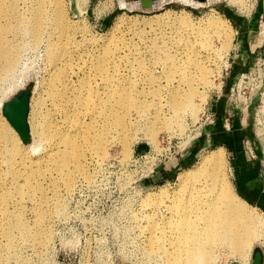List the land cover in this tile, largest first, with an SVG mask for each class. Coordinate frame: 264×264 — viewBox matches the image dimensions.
<instances>
[{"label":"rangeland","instance_id":"obj_1","mask_svg":"<svg viewBox=\"0 0 264 264\" xmlns=\"http://www.w3.org/2000/svg\"><path fill=\"white\" fill-rule=\"evenodd\" d=\"M195 1L199 4L197 7L187 5L183 0H170L163 7L146 12L121 6L119 0H5L9 16L5 21L2 19L1 26L5 25L6 28L11 25L16 31L9 36L8 45H19L21 52L16 57L11 72L0 69V102L10 94L15 93L12 97L31 87L41 129L43 126L48 133L60 128L71 133L79 127L77 138L81 142L93 131L92 120L97 118L92 115L96 100L82 105L79 102L82 98L89 99L88 91L94 96L98 93L99 99L105 96L107 86L101 77L96 76V72L107 66L109 73L117 77V82L123 80L120 91L128 92L132 101L134 99L135 102H140L141 109L131 105L119 107V116L125 118L120 126L119 143L108 147L105 159L87 155L84 172L74 165L63 169L52 165V169L44 167L34 175L30 180L33 186H25L30 176L25 173L26 168L20 165V158L17 157L15 163L9 166L8 154H0V191L9 193L7 188L15 181L17 189L24 186L21 193L18 190L9 193L11 197L18 196L20 204H8L6 207L12 214L8 221L2 223L3 230L16 226L22 220L21 223L30 232H40L44 238L40 245L35 238L23 237L19 229L15 228L10 243L0 233V263L168 264L171 261L172 264L173 258L170 260V256L164 255L171 249L167 241H170L168 235H172L169 224H165L173 219L177 206H183L187 201L184 200L187 196H183L187 194H184L186 191L183 192V188L176 186L179 176L194 168L202 156L220 147L224 149L227 179L239 194L235 186L236 162L233 161V151L230 146L225 147L213 141L211 136V130L217 125L211 106L223 90L227 70L237 52L240 15H250L257 3L256 0H239L241 3L238 0ZM11 5L16 6V9ZM38 7L52 17L62 13L64 21L61 25H56V28L47 24L44 37L37 44L24 30L30 12ZM212 16L225 23L221 37H209L217 54L209 46L205 31L199 36L192 26L175 23L177 20L170 21L171 18L180 21L186 17L193 26L202 25L206 30L209 29L207 22ZM259 32L260 27L257 30ZM50 38L54 43L52 52L48 50ZM217 50L222 51L219 53ZM159 57L168 60L169 66L173 64L178 69H191L189 73L194 71V74H198L195 75L197 80L201 73L196 72V64L201 62L209 70V83H196L193 86L195 92L190 98L197 114L186 110L178 120L183 125L182 128L178 125H173L170 130L167 128L168 107H164L167 106L168 97L170 98V90H177L169 89L168 86L177 82V73L169 74V67ZM2 64L0 60V66ZM64 82L68 88L61 91L65 86ZM185 86L189 90V86ZM187 88L181 90L186 93ZM60 92L65 101L72 102L70 108H66L65 102L57 101L55 95ZM178 95V99L188 96L181 93ZM173 101L174 98L172 104ZM98 103L99 107H103L99 100ZM187 106L190 107L188 104ZM136 112H143L146 118L137 121L140 115ZM0 113L3 119L1 108ZM128 115L131 121L128 120ZM125 124L129 125L128 129L122 131ZM70 133L66 135L71 136ZM259 135L261 141L251 139V145L257 154L253 160L260 164H256L257 167L264 170V136H261L260 131ZM123 139L130 142L127 155L123 152ZM39 144L40 148L33 154L35 159L45 157L52 148L45 141ZM244 146L248 155L247 145ZM190 150L192 155L187 165L173 179L160 184L150 182L157 168L186 155ZM67 176L72 178L71 190L66 186ZM162 190L168 195L160 196ZM148 194L155 200L145 204ZM174 202L176 208L172 206L175 205ZM59 204H63L62 212L59 211ZM168 206L173 207V211ZM156 207H159L158 211ZM247 208L257 219L264 220V208H258L253 203H248ZM39 211L44 214L42 222L36 217ZM164 226L168 228L164 229ZM259 228H262L259 230L264 234L263 227ZM160 232H163L162 236ZM164 235L166 240L162 239ZM155 237L165 240L158 241L160 246L163 245L162 248L156 244L157 241L155 244L152 242ZM166 245L170 246L168 250ZM158 248L161 252H158ZM229 252L222 248L214 250L216 258L212 264H254L256 254L264 253V236L261 234L253 244L248 260L231 256Z\"/></svg>","mask_w":264,"mask_h":264},{"label":"bare ground","instance_id":"obj_2","mask_svg":"<svg viewBox=\"0 0 264 264\" xmlns=\"http://www.w3.org/2000/svg\"><path fill=\"white\" fill-rule=\"evenodd\" d=\"M119 1H120L121 6H124L126 8H130V9L139 8L135 5H127L122 0H119ZM183 1L185 4L190 5V6L197 7L199 5L195 0H183ZM238 1L236 0V2ZM169 2L170 0H161L157 8L159 9ZM257 2L258 0H256V3ZM239 3L241 2L239 1ZM11 6L16 9V6L14 5H11ZM255 7H256V4H255ZM5 8H6L5 0H0V26H1L2 19L3 21H5L8 19V16H9ZM186 17L182 18L180 21L176 18H171L170 21L174 20L175 22L177 20V22L175 23H178V24L180 23L183 25L186 24V26L188 24L192 26L193 30L195 31V34L199 36H201V34H203V32L205 31L207 39H208L207 41L208 43H210L209 37H212L215 35L218 37L222 36L225 23L221 21V19L219 20L218 17L215 18V16H212V18L209 19V21L207 22L209 27L206 26L209 29H206V30L203 29V27H201L202 25L198 26V24L197 25L194 24L193 26L191 24L192 22L189 23V18H186ZM156 19H159V18L157 17ZM26 20H28V24L26 25L24 31L31 37V40L34 43L38 44L39 42L42 41L44 37V33H45L44 31L46 29V25L50 24L53 28H56V25L58 26L63 23L64 18H63L62 13H58L55 17H52L46 11H44L41 7L40 8L38 7L37 9L32 10L30 12ZM15 33L16 31L12 29L11 25H8L6 28H5V25L1 26L0 60H2L3 66H0V69L2 71L11 72L13 70L16 57H18L21 52V50L18 47L19 45H16V44H14L13 46L8 45L9 36ZM260 33L264 34V22L262 23L260 27ZM222 45L223 47L226 46L224 45V43ZM53 46H54L53 40L50 38V40L48 41V50L52 52L54 49ZM209 46L214 49L211 43L209 44ZM221 51L219 50L218 52L220 53ZM213 53L217 54L215 49ZM158 59L167 64V66L169 67V74L172 75V74L177 73L176 74L177 76H175L177 78V82L170 83L168 85L169 89L174 88L177 90H170L171 92L170 98L168 97L167 106L164 107V109L168 107L169 117L167 118L168 119L167 128L170 130L172 129L173 125H178L179 128H182L183 125L180 124L178 120L186 110H190L192 113H194V115L197 114V109L195 108V104L193 103V100L190 98V96L193 97V94H194L193 92H195V89L193 86L194 85L196 86V83H199L201 85L209 83V70H207L206 66H202L201 62L196 64L195 65L196 72L199 71L201 73L198 76L199 80H197L195 75H198V74H194V71L189 73L191 69L190 70L184 69V68L178 69L173 64L172 65L170 64L169 66L168 60H164L161 57H159ZM96 76L101 77V79L104 81L105 85L107 86V92H105V96L99 99L98 93L95 92L96 96H94L92 92L88 91L89 99L82 98V101L79 102L82 105L83 103L87 104L88 101L94 102L96 100V107L93 108L92 115H95L96 118L99 119V121L97 119L92 120L93 131L89 132V134L86 137H84V139H82L81 142L78 140L79 138H77V136H79V132H78L79 127H77L78 130L75 128L74 130H72L71 133L69 132V130H65V129L61 130L60 128H57L53 132H48V133L46 132V129L43 128V126L41 129V123L39 121V117L36 112V105L33 99H31V111L29 115V124L31 128V143L28 145L23 144L21 138L19 137L15 129H13V127L9 124V122L4 117L2 119L0 115V121L2 123L0 125V154L2 152H5L8 154L9 166H12L15 163V160L17 159V157L20 158L21 160L20 165L26 168L25 173L28 176H30L25 186H33L30 183V180L34 177V175L40 172L44 167L49 170L52 169V165L55 167L57 166L62 167V169L69 167L70 165H74V167L84 172L86 171L85 163H86L87 155L90 154L92 156L104 157L103 159H105V156H107L106 154H108L107 153L108 147L113 143H116V144L119 143V138H120V133H121L120 126H122L123 123L125 122V118L123 116H119V107L123 106L125 108L131 105V106H134V107L136 106L140 108L141 103L138 102L137 100H136L137 102H135L134 99L132 101L131 100L132 98L129 96L130 94L128 92L120 91L119 87L122 84H124V82H122L123 80L121 79L120 81L117 82L116 81L117 77L109 73L107 66L101 68L99 71L97 70ZM172 84L174 86H172ZM185 84L189 86V90L185 86ZM64 85L65 86L61 91H66V89L68 88V85L65 82H64ZM168 86H166V89ZM241 86L242 85H239V88H241ZM183 88H187L186 93H184L181 90ZM177 93L178 94L179 93L188 94V96L184 98L186 102L183 98L178 99L177 97H180V96ZM13 94H10L9 96H7V98H5L4 100L0 102L1 110H2L3 104L8 99H10L11 95ZM55 96L57 97V101H61L62 103L65 102L67 104L66 108H70L73 105L72 102H68L64 100V96L61 92L56 94ZM173 98H174V101L172 104ZM98 100L100 103L103 104V107H99ZM187 104L190 107H188ZM117 105L118 107L116 108ZM136 113L140 115L138 116L137 121H142L143 119L146 118V115L144 116L143 112H136ZM127 118L128 120H130L129 115L127 116ZM258 121H259L260 126L264 125V95L262 99V104L260 108L258 109ZM128 126H129L128 124H125L122 131H126L128 129ZM63 131H68V132H63ZM259 131L261 133V136H264V133H263L264 128L259 127L257 129L258 136H260ZM150 132L151 131L149 130V133ZM66 133H70L71 136H67ZM153 138L155 139V137ZM43 141L47 142L49 145L52 146L51 150L46 154L45 157L41 159L33 158V154H35L41 146L39 143ZM122 145L124 146V149H123L124 155H127L129 151L130 142H127V140L125 141V139H123ZM224 156H225L224 149L220 147L217 150L209 152L208 154L202 156L200 162L194 168H191V169H188L182 172L179 176L176 186L178 188H183L184 190L183 192L186 191L184 193V194L187 193L186 195H183V194L181 195H183L184 197L187 196L186 197L187 199H184V197L182 196L181 198L187 201L183 206H181L180 204L178 205L177 203L178 205L177 208L175 207L176 206L175 202H174L175 205H172L177 209V212L174 214L176 215L177 219L173 215V219H170L169 222L165 224V225L169 224L170 226V230H171L170 232L172 233V235H170L171 237H169L168 234H165L164 232L165 230H162L165 235H168V240L170 241H167V242H169L171 246V249L169 248L170 251H168L165 254L163 253V254L166 255V257L170 256L169 259L173 258L172 264H212L213 259L215 260L216 258L214 256V250H216L217 248L218 249L222 248L223 250L225 249L229 250L231 252V256H237L238 258H241L242 260L243 259L248 260L252 252L253 244L256 242L257 239L260 238L261 234L262 236H264V234L261 233L260 231L262 228L261 229L259 228V227H263L264 229V220L261 221V219H257L256 216H253L250 213L251 210L249 212L247 208L248 203L236 193L233 185L227 179L226 171H225ZM20 177H23V176H20ZM71 181H72V178L70 176H67L66 186L68 187L69 190H71V187H73V185L71 184ZM195 181L198 183H195ZM15 183H10L11 187L7 188V191L9 193H11L10 191L12 190H15V191L18 190V192L21 193V190L24 186L19 187L17 189V184ZM163 190L160 192L161 194L163 193ZM164 192L166 193L167 190H165ZM179 192H175V193L179 194ZM9 193H3L2 191H0V233L4 234L5 237L11 243L14 237L13 230L15 228H18L20 234L23 237L30 236L32 238H35L38 241L37 242L38 244L40 245L43 244L44 238L43 236L41 237L40 235L41 233L38 232L37 234H35V233L30 232L21 223L22 220H19L16 226H9L8 229L6 228L5 230H3L2 223L8 221L10 215L12 214V212L6 209V207H8V204L9 205L10 204H15V205L20 204L19 197L18 196L11 197ZM161 194L160 196L168 195V193L167 194L163 193V195ZM151 196H152L151 194H148L145 204L147 202L149 203L150 200H155V199H152ZM156 196L154 195V197ZM174 197L172 199H175ZM181 198L180 200H183ZM178 202H181V201H178ZM161 203L164 204V202H161ZM153 204L155 205L154 201H153ZM158 204L156 206H158ZM62 206L63 204H59V207H60L59 211L64 209V208L61 209ZM169 208L167 210H169ZM180 208H183V209L179 211ZM158 209L156 207L157 211ZM170 209H171L170 211H173L172 210L173 207H171ZM57 210H58V206H57ZM36 217L38 218L40 222H42V220L44 219V214H42V211H39ZM167 226H164V229ZM160 228L161 227L159 226L158 229L161 231ZM151 229L153 230V227H151ZM158 229H154V230H158ZM163 232L162 233L160 232L161 236ZM154 234L152 233V235ZM165 235H164V238L162 239L166 238ZM152 240L151 241L154 244L157 241L156 244L160 246L158 244V241L160 240L161 242H164L166 239L162 241L161 238L157 239L155 237ZM152 242L150 243L153 244ZM165 243H161V244H165ZM161 246L160 248H162ZM170 246H167L166 249L168 250V247ZM157 250L158 252L160 251L159 248ZM164 251H166L165 248H164ZM165 261L167 262L166 259ZM170 262L171 261H169V263ZM0 264H5V262L0 263Z\"/></svg>","mask_w":264,"mask_h":264},{"label":"crops","instance_id":"obj_3","mask_svg":"<svg viewBox=\"0 0 264 264\" xmlns=\"http://www.w3.org/2000/svg\"><path fill=\"white\" fill-rule=\"evenodd\" d=\"M240 17L237 28V52L227 70L223 90L216 96L211 106L217 122L216 128L211 130V136L213 141L225 147L230 146L233 151L238 195L246 202L262 209L264 170L257 167L260 164L244 151V145L251 142V139H256L254 133L256 99L247 104L245 97L235 99L231 92L239 76L254 68L257 59L264 57V36L260 32L257 33L260 22L264 19V0L257 2L250 15ZM191 150L186 155L162 164L151 176L150 182L160 184L173 179L175 174L187 165L192 155ZM256 256L259 263L264 264V253H258Z\"/></svg>","mask_w":264,"mask_h":264},{"label":"water","instance_id":"obj_4","mask_svg":"<svg viewBox=\"0 0 264 264\" xmlns=\"http://www.w3.org/2000/svg\"><path fill=\"white\" fill-rule=\"evenodd\" d=\"M127 5H135L146 12L158 9L161 0H122ZM32 88L27 87L7 100L2 107V115L15 129L23 144L31 143V128L29 115L31 111ZM254 264H260L258 256H255Z\"/></svg>","mask_w":264,"mask_h":264},{"label":"built area","instance_id":"obj_5","mask_svg":"<svg viewBox=\"0 0 264 264\" xmlns=\"http://www.w3.org/2000/svg\"><path fill=\"white\" fill-rule=\"evenodd\" d=\"M263 22L264 19H262V21L260 22V27ZM239 85H242L241 88H239ZM231 95L235 99L245 97V101L247 104L256 99L254 130L256 140L261 141L260 136L257 135V128H264V125L260 126L258 121V109L262 104L264 95V57H260L259 59H257L254 68L239 76L236 85L232 89ZM246 145L250 157L252 159H255L257 157V154L255 153L251 142H247ZM249 146H251V148H249Z\"/></svg>","mask_w":264,"mask_h":264}]
</instances>
